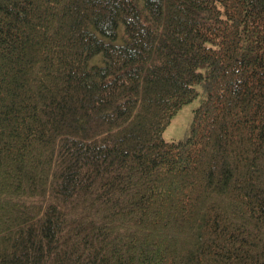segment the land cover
Here are the masks:
<instances>
[{
  "label": "trees",
  "instance_id": "obj_1",
  "mask_svg": "<svg viewBox=\"0 0 264 264\" xmlns=\"http://www.w3.org/2000/svg\"><path fill=\"white\" fill-rule=\"evenodd\" d=\"M0 264H264V0H0Z\"/></svg>",
  "mask_w": 264,
  "mask_h": 264
},
{
  "label": "rangeland",
  "instance_id": "obj_2",
  "mask_svg": "<svg viewBox=\"0 0 264 264\" xmlns=\"http://www.w3.org/2000/svg\"><path fill=\"white\" fill-rule=\"evenodd\" d=\"M199 93L190 101L185 103L170 119L163 131L166 140H179L185 138L190 131L193 120L194 109L202 101L203 93L200 86H197Z\"/></svg>",
  "mask_w": 264,
  "mask_h": 264
}]
</instances>
